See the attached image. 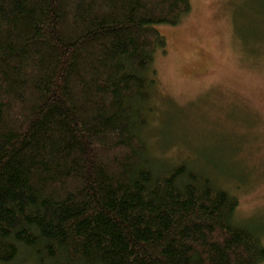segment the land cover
Returning <instances> with one entry per match:
<instances>
[{"label": "trees", "instance_id": "trees-1", "mask_svg": "<svg viewBox=\"0 0 264 264\" xmlns=\"http://www.w3.org/2000/svg\"><path fill=\"white\" fill-rule=\"evenodd\" d=\"M247 7L264 18V0ZM190 10L0 0V264L264 263V230L237 221L214 172L151 149L158 27ZM233 19L240 50L264 59V20Z\"/></svg>", "mask_w": 264, "mask_h": 264}, {"label": "rangeland", "instance_id": "rangeland-1", "mask_svg": "<svg viewBox=\"0 0 264 264\" xmlns=\"http://www.w3.org/2000/svg\"><path fill=\"white\" fill-rule=\"evenodd\" d=\"M250 2L191 0L180 24L158 27L166 51L155 55L150 143L161 147L165 141L155 152L166 160L187 155L212 170L237 198V221L264 230V59L245 55L233 32L237 13L258 26L263 22L248 11ZM263 45L256 46L259 53Z\"/></svg>", "mask_w": 264, "mask_h": 264}]
</instances>
